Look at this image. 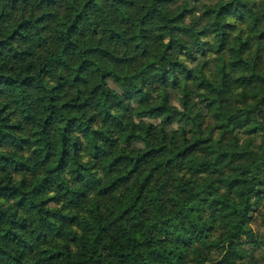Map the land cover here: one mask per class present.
Here are the masks:
<instances>
[{
  "label": "trees",
  "instance_id": "16d2710c",
  "mask_svg": "<svg viewBox=\"0 0 264 264\" xmlns=\"http://www.w3.org/2000/svg\"><path fill=\"white\" fill-rule=\"evenodd\" d=\"M0 264H264V0H0Z\"/></svg>",
  "mask_w": 264,
  "mask_h": 264
}]
</instances>
